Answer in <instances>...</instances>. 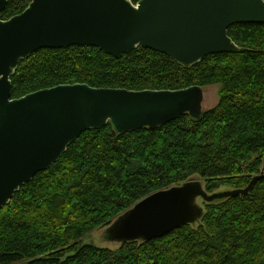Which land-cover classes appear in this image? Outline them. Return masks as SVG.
Instances as JSON below:
<instances>
[{"label":"trees","instance_id":"1","mask_svg":"<svg viewBox=\"0 0 264 264\" xmlns=\"http://www.w3.org/2000/svg\"><path fill=\"white\" fill-rule=\"evenodd\" d=\"M137 4L141 0H130ZM28 0H9L1 19ZM241 52L192 67L138 47L117 59L97 47L42 49L11 77L12 99L60 85L177 91L219 86V101L198 120L118 134L85 131L62 158L0 210V264H264V178L249 195L203 202V216L150 241L116 250L81 245L152 193L203 181L208 193L244 189L264 164V24L228 31Z\"/></svg>","mask_w":264,"mask_h":264},{"label":"water","instance_id":"2","mask_svg":"<svg viewBox=\"0 0 264 264\" xmlns=\"http://www.w3.org/2000/svg\"><path fill=\"white\" fill-rule=\"evenodd\" d=\"M29 7L1 19L0 0V210L22 186L58 162L85 131L111 124L118 134L157 129L182 116L202 117L204 89L177 91L60 85L12 99L11 77L21 61L42 49L97 47L117 59L138 47L192 67L214 54L241 52L228 31L264 24V0H28ZM244 189L208 193L200 180L157 191L126 211L110 232L113 240L150 241L198 223L200 200L247 196Z\"/></svg>","mask_w":264,"mask_h":264},{"label":"rangeland","instance_id":"3","mask_svg":"<svg viewBox=\"0 0 264 264\" xmlns=\"http://www.w3.org/2000/svg\"><path fill=\"white\" fill-rule=\"evenodd\" d=\"M219 86H209L204 88V103H203V110L207 111L215 107L219 101ZM263 168V167H262ZM262 170V169H261ZM193 180H200V179H193ZM202 183L203 181L200 180ZM204 185V183H203ZM205 187V186H204ZM231 190L228 188H222L219 191ZM218 191V192H219ZM203 204V201L200 200V205ZM117 222V221H116ZM112 223L107 228L99 229L93 232L91 235L87 236L82 242L81 245H94L100 248H109L112 250H116L122 243L116 240H113L110 237V232L113 229L114 224Z\"/></svg>","mask_w":264,"mask_h":264},{"label":"bare ground","instance_id":"4","mask_svg":"<svg viewBox=\"0 0 264 264\" xmlns=\"http://www.w3.org/2000/svg\"><path fill=\"white\" fill-rule=\"evenodd\" d=\"M133 208V207H132ZM146 242V241H145Z\"/></svg>","mask_w":264,"mask_h":264},{"label":"flooded vegetation","instance_id":"5","mask_svg":"<svg viewBox=\"0 0 264 264\" xmlns=\"http://www.w3.org/2000/svg\"><path fill=\"white\" fill-rule=\"evenodd\" d=\"M204 89V88H203Z\"/></svg>","mask_w":264,"mask_h":264}]
</instances>
